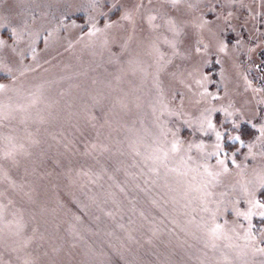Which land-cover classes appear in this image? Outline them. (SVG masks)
Instances as JSON below:
<instances>
[{"label": "rangeland", "instance_id": "obj_1", "mask_svg": "<svg viewBox=\"0 0 264 264\" xmlns=\"http://www.w3.org/2000/svg\"><path fill=\"white\" fill-rule=\"evenodd\" d=\"M0 25V264H44L13 170L53 103L87 113L57 135L94 165L63 197L77 264H264V0H0Z\"/></svg>", "mask_w": 264, "mask_h": 264}, {"label": "trees", "instance_id": "obj_2", "mask_svg": "<svg viewBox=\"0 0 264 264\" xmlns=\"http://www.w3.org/2000/svg\"><path fill=\"white\" fill-rule=\"evenodd\" d=\"M51 107L50 116L46 113L47 117L40 119L41 122L38 125L34 124L35 126L31 129L25 130L26 133L19 135L20 145L16 149V154L19 157H25L26 160L16 165L17 167H14L13 173H17L24 178L27 172L30 176L33 174L31 171H37L38 173L34 178L38 181L36 187L28 182H26L25 187L22 186L26 191L39 193V195L37 194V200L32 199L22 206L23 211L27 212L25 220L28 221L27 223L30 226L33 241L37 245L45 246H40L44 252L39 251L36 254L37 257L34 256V261L36 259L39 262V259H41L44 264H71L74 259L72 257L77 256V250L64 238L61 228L64 226L66 215H68L72 206L63 197L80 189L79 186L83 185L84 179L90 175L94 165L84 153L74 156L71 146L66 145L64 147V144L58 139L60 136L57 137L58 134H61V130L71 129L72 126L75 128L80 125L84 126L86 111L76 108L72 112L66 109L65 104L61 103H53ZM79 135L81 134L79 133ZM74 157H77V159ZM98 157L96 156V158ZM0 164L3 167V163ZM54 168L59 173L70 169V172L76 173L78 176L75 179H65L63 181L61 195H59L57 188L52 186L49 188V185L44 183L43 177L50 170L53 171ZM8 176L7 173L1 179ZM0 194L2 195V193ZM20 205L21 201H19ZM72 253L73 256L71 257L70 254ZM75 260L76 264L79 263L77 257Z\"/></svg>", "mask_w": 264, "mask_h": 264}, {"label": "snow or ice", "instance_id": "obj_3", "mask_svg": "<svg viewBox=\"0 0 264 264\" xmlns=\"http://www.w3.org/2000/svg\"><path fill=\"white\" fill-rule=\"evenodd\" d=\"M3 25H0V27H2ZM0 43H2V41H0ZM0 87H3L2 85H0ZM211 127V125H209ZM219 133H217V138L219 139ZM175 144L173 145V149H175ZM217 147H219V145H217ZM222 163V162H221ZM260 207L264 208V204H260ZM261 215H264V213H261Z\"/></svg>", "mask_w": 264, "mask_h": 264}]
</instances>
